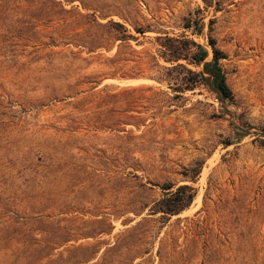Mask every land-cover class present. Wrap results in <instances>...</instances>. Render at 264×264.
I'll return each mask as SVG.
<instances>
[{
  "label": "rangeland",
  "instance_id": "1",
  "mask_svg": "<svg viewBox=\"0 0 264 264\" xmlns=\"http://www.w3.org/2000/svg\"><path fill=\"white\" fill-rule=\"evenodd\" d=\"M210 5L0 0V264H264V0ZM209 20L232 115L204 88L174 100L144 76L157 34L207 46ZM108 21L148 27L136 53ZM167 183L196 196L157 220Z\"/></svg>",
  "mask_w": 264,
  "mask_h": 264
},
{
  "label": "trees",
  "instance_id": "2",
  "mask_svg": "<svg viewBox=\"0 0 264 264\" xmlns=\"http://www.w3.org/2000/svg\"><path fill=\"white\" fill-rule=\"evenodd\" d=\"M207 7L211 6V0H202ZM213 20L207 23L208 34L206 37L207 46L201 45L187 37H170L165 33L157 34L154 37L156 50L154 55H148L149 68L148 79L157 83H165L167 88L173 94L171 99L177 100L187 92H193L199 88H204L214 95L220 104L223 115H232L234 106V95L226 81V74L221 62L226 59L225 53L218 48L212 33ZM107 31V35L114 42H119L123 49L136 53L130 46V42H137L139 36H144L149 32L148 27H133L134 34L124 27L121 23L108 21L100 25ZM204 22L201 19L186 18L183 23V29L199 37L202 35ZM107 42L105 37H99ZM120 52H118L119 54ZM193 67L196 70H192ZM128 78H140L139 75L127 76ZM251 128L243 125L242 128L235 127L234 135L236 139L244 138L249 134ZM230 138L225 139L224 145H231ZM264 146L263 141H259ZM199 175L196 170L191 180ZM162 191V196L152 202L148 209V216H158L157 220H167L172 216H177L190 207L196 196V190L189 185L175 186L167 183L157 185Z\"/></svg>",
  "mask_w": 264,
  "mask_h": 264
}]
</instances>
